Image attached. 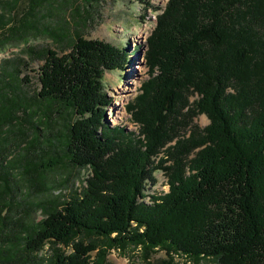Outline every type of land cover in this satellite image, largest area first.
I'll return each mask as SVG.
<instances>
[{"label":"trees","instance_id":"16d2710c","mask_svg":"<svg viewBox=\"0 0 264 264\" xmlns=\"http://www.w3.org/2000/svg\"><path fill=\"white\" fill-rule=\"evenodd\" d=\"M27 6L16 31L65 41L71 53L38 51L36 101L18 85V62L0 67V264H103L129 248L145 260L159 251L192 264H264V0L158 8L148 77L126 107L136 132L106 121L102 78L126 63L125 48L47 29L36 19L56 10L51 0ZM63 160L88 169L85 187L54 204L29 201L57 187L46 174ZM156 171L169 189L151 194Z\"/></svg>","mask_w":264,"mask_h":264},{"label":"rangeland","instance_id":"374dc122","mask_svg":"<svg viewBox=\"0 0 264 264\" xmlns=\"http://www.w3.org/2000/svg\"><path fill=\"white\" fill-rule=\"evenodd\" d=\"M2 1L10 2V0ZM51 1L57 5L56 10H47L50 15L47 14L44 20L36 19L38 23L48 26L47 29L61 30L67 27L71 37L78 32L84 39H98L117 48H125L126 54L129 55L126 63L120 69L105 71L102 78L103 88L110 102L106 109V121L112 126L119 125L128 131L136 132L138 126L130 120L126 107L138 96L142 82L148 77L144 59L147 50L146 41L155 26L156 16L160 13L158 8L163 9L168 0H144V3L142 0ZM10 5L9 7L6 4L0 5V21L3 23L0 22V67L5 60L18 62L20 73L18 85L32 101H36L40 87L38 70L42 65L38 58V51L49 48L55 50L59 56L68 55L71 53L70 44L65 41L53 42L47 34L41 32L21 34L16 31L22 24L30 21V18L25 16L27 0H15L14 4L10 2ZM24 39H27V44L24 43ZM27 48L37 49L36 53L27 52ZM123 86H127L129 91L121 94ZM119 102L124 103L122 110L116 106ZM117 110L121 111V115L116 113ZM194 122L200 128L208 124L204 115L197 117ZM22 127L27 128L29 124L25 121ZM14 131L15 134L12 137L17 138L19 133L17 129ZM15 152L18 153L17 150ZM50 155L59 157L57 153L51 152ZM46 157L43 153L42 159ZM58 159L61 160L60 157ZM61 163L46 174L45 183L54 184L57 187L50 193L36 194L34 191L29 194V201L35 203L38 200L49 199L54 204L57 197L61 196L60 200H68L75 190L79 192L82 187H85L84 180L90 174L88 169L76 173L67 160ZM154 177L157 182L149 185L151 188L149 193L168 191L169 186L163 171L154 172ZM57 182L61 183L57 185ZM146 201L149 199L147 198ZM33 217L38 221L42 218V214L37 211ZM130 249L125 252L112 249L105 257L103 264H192L189 259L176 256L174 253L169 257L159 251L151 253L145 260L140 251ZM40 255L49 256L47 247ZM200 264H214V262L203 260Z\"/></svg>","mask_w":264,"mask_h":264},{"label":"bare ground","instance_id":"6f19581e","mask_svg":"<svg viewBox=\"0 0 264 264\" xmlns=\"http://www.w3.org/2000/svg\"><path fill=\"white\" fill-rule=\"evenodd\" d=\"M141 36V35H140ZM122 92H121V94L123 93L124 94V92H126V91H129V88H127V86H123V88H122V90H121ZM123 105H124V103H117L116 104V106L118 107V108H120V110H122V107H123ZM118 108H116V109H118ZM120 110H117L116 111V113L118 114V115H121V111ZM167 191V190H166Z\"/></svg>","mask_w":264,"mask_h":264}]
</instances>
